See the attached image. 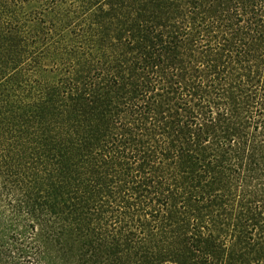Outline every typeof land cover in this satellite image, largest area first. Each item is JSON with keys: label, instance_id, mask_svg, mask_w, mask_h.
I'll list each match as a JSON object with an SVG mask.
<instances>
[{"label": "trees", "instance_id": "16d2710c", "mask_svg": "<svg viewBox=\"0 0 264 264\" xmlns=\"http://www.w3.org/2000/svg\"><path fill=\"white\" fill-rule=\"evenodd\" d=\"M0 264H264V0H0Z\"/></svg>", "mask_w": 264, "mask_h": 264}]
</instances>
